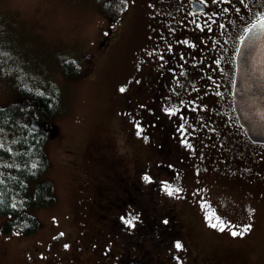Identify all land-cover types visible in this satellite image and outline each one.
Masks as SVG:
<instances>
[{
    "label": "rangeland",
    "instance_id": "374dc122",
    "mask_svg": "<svg viewBox=\"0 0 264 264\" xmlns=\"http://www.w3.org/2000/svg\"><path fill=\"white\" fill-rule=\"evenodd\" d=\"M114 3L0 0V67L16 73L25 88L53 85L61 93L45 146L55 201L32 210L38 230L30 236L4 233L10 218L0 216V264H116V258L122 264H179L178 258L180 264H264L263 181L250 173L264 146L240 136L231 106L217 93L213 105L208 94H195L192 123L181 128L187 135L165 138L176 114L168 109H178L188 94L180 90L153 103L140 83L160 55L154 47L143 60V38L166 13L160 0H125L122 10ZM70 60L76 78L61 72ZM18 90L17 82L0 77V107L24 102ZM198 129L206 135L194 138ZM199 157L204 160L192 161ZM165 185L179 194L169 196ZM113 215L137 218L134 227L124 224L125 238L105 231L102 221L109 224ZM206 215L252 227L233 238L209 227ZM165 220L182 234V250L177 241L170 247L155 242L170 240ZM120 242L133 257L123 256Z\"/></svg>",
    "mask_w": 264,
    "mask_h": 264
},
{
    "label": "flooded vegetation",
    "instance_id": "af4514ba",
    "mask_svg": "<svg viewBox=\"0 0 264 264\" xmlns=\"http://www.w3.org/2000/svg\"><path fill=\"white\" fill-rule=\"evenodd\" d=\"M160 3H162L161 6L166 16L162 21L158 20L155 28H151L152 25L150 24L151 27L145 34L146 38H143L142 58L147 61V56L150 55L154 47H157L158 50H155L160 54L158 56L159 63L156 64L155 68L145 73L140 86L148 88L146 93L150 94L149 98L153 103H157V101L160 103L162 99L169 98L170 93L179 92L180 90L184 95L188 94V97H185L186 101L178 107L171 126L165 125V132L162 135L170 137L169 134L171 133L178 141H181L179 136L187 135L181 128L188 123H192L193 118H190L193 113L191 101L193 100L197 104L194 95L208 94L213 105L217 101L214 100L213 93H217L224 94L225 103L227 107L231 106L233 113L232 124L241 133L240 136L246 138L232 109L231 91L235 70V54L240 39L247 29L264 17V0H243V2L241 0H204L203 4L200 3V0H160ZM169 21L171 24H166ZM159 27L162 31H159ZM182 97H180V100ZM198 131L200 133L195 134L194 138L202 134L206 135L204 130L198 129ZM184 138L186 139V136ZM211 140L215 141V138H211ZM207 155L213 158L205 152V156ZM257 156L261 159L258 164L252 167L253 170L250 173L255 176L256 181H263L264 189V157L254 155L252 157L253 161L256 160ZM203 160L204 158L199 157V159L194 158L192 161L202 162ZM148 177L150 178L149 175ZM156 186L162 187V183H157ZM142 222L139 226L142 225ZM120 223H123V225L114 227V224ZM102 224L107 233L118 232V235H122L120 237L125 238L127 236L125 222L117 219L115 215L111 217L109 224L105 221H102ZM164 227L166 232L169 233L170 240L166 243L160 238L159 240L156 239L155 242L160 243L158 246L163 244L165 247L167 244L170 247L173 241H178L182 237V234L180 231L174 230L173 225V228H171L169 221L167 224L164 223ZM155 233L158 232L155 231ZM154 236L147 235L148 238L153 240ZM125 241L133 244V240ZM123 244L125 243L120 242L123 256L125 258L128 256L133 257V253ZM140 250L149 254L144 247L141 249L140 246ZM169 252H172V249ZM115 260H117L116 264H122L120 258ZM130 262V264H134V261ZM136 264H141L139 259Z\"/></svg>",
    "mask_w": 264,
    "mask_h": 264
},
{
    "label": "trees",
    "instance_id": "16d2710c",
    "mask_svg": "<svg viewBox=\"0 0 264 264\" xmlns=\"http://www.w3.org/2000/svg\"><path fill=\"white\" fill-rule=\"evenodd\" d=\"M113 1L117 10L124 8L121 1ZM75 63L72 60L62 63L64 77L79 76V71L71 74L68 71ZM0 77L15 87L17 82L24 99L0 107V216L10 218L4 221L2 231L30 236L38 230L32 210L46 208L55 201L53 184L45 177L49 169L45 146L52 128L51 117L59 110L61 93L53 85L44 90L25 88L16 73L1 67Z\"/></svg>",
    "mask_w": 264,
    "mask_h": 264
},
{
    "label": "water",
    "instance_id": "95a60500",
    "mask_svg": "<svg viewBox=\"0 0 264 264\" xmlns=\"http://www.w3.org/2000/svg\"><path fill=\"white\" fill-rule=\"evenodd\" d=\"M245 33L235 54L232 108L247 139L264 146V32L256 41H249Z\"/></svg>",
    "mask_w": 264,
    "mask_h": 264
},
{
    "label": "snow or ice",
    "instance_id": "6c2138e0",
    "mask_svg": "<svg viewBox=\"0 0 264 264\" xmlns=\"http://www.w3.org/2000/svg\"><path fill=\"white\" fill-rule=\"evenodd\" d=\"M125 2V0H122V3ZM243 2V0H241ZM200 3H204V0H200ZM223 27V25H221ZM264 32V21H257V24L251 25V27L248 29V32L245 33V36L249 41H256L260 39L261 33ZM125 91V88L121 87L120 92L123 93ZM178 111L177 109H168L169 114H175V112ZM137 127V135L142 134V128L140 127L139 123L136 125ZM36 165L33 164V168H35ZM145 181L151 182L150 178L148 176L144 177ZM164 190L167 192L169 196H172L174 194L178 195L180 190L177 188H173L170 185H165ZM124 220L125 224L129 227H134V221L137 219L136 217H131L128 219H125L124 217L121 218ZM206 221L208 222V226L211 227L214 230H218L219 232L223 233L225 231H228L229 234L233 238L237 237H243L245 234H247L251 230V225H242L239 228H237L236 225L231 224L230 222L226 221L223 216L216 215L215 220H213L212 216L206 215ZM163 223L167 224L168 221L165 220ZM19 233H17L18 235ZM61 236H63V233H60ZM56 239V237H54ZM68 245H65V248H67ZM175 248L179 251L182 250L183 245L181 242L177 241L175 242ZM179 259V258H178Z\"/></svg>",
    "mask_w": 264,
    "mask_h": 264
},
{
    "label": "bare ground",
    "instance_id": "6f19581e",
    "mask_svg": "<svg viewBox=\"0 0 264 264\" xmlns=\"http://www.w3.org/2000/svg\"><path fill=\"white\" fill-rule=\"evenodd\" d=\"M133 151V150H132ZM117 171V170H116ZM115 171V172H116ZM149 172V171H148ZM112 175H114V174H112ZM101 194V193H100ZM121 196H122V194H121ZM118 200V199H117ZM122 200V199H121ZM113 202V201H112ZM116 213H117V211H116ZM169 238V237H168ZM164 246V245H163ZM176 249V248H175ZM166 251V250H165ZM173 254V253H172ZM178 257V256H177ZM185 257V256H184ZM195 257V256H194ZM184 259V258H183ZM178 260H180V259H178ZM183 263V262H182ZM186 263V262H185ZM164 264V263H163Z\"/></svg>",
    "mask_w": 264,
    "mask_h": 264
}]
</instances>
